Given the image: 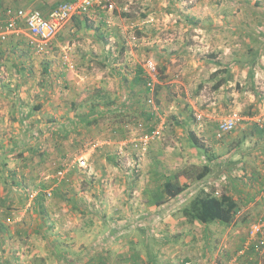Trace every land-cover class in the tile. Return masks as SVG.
Segmentation results:
<instances>
[{
    "label": "rangeland",
    "instance_id": "374dc122",
    "mask_svg": "<svg viewBox=\"0 0 264 264\" xmlns=\"http://www.w3.org/2000/svg\"><path fill=\"white\" fill-rule=\"evenodd\" d=\"M113 1L114 10L106 12L116 29L106 46L108 59L96 71L66 80L61 103L53 108L60 121L43 120L37 110L42 100L54 105L52 90L25 83L27 89L8 91V105L23 101L39 124L30 136L0 139V167L8 165L0 169V264H152L155 257L156 264H184V252L191 255L187 261L200 264L198 259L212 251L216 256L215 248L229 240L224 224L190 223L182 214L200 190L222 193L227 190L223 183L183 176L189 186L172 215L162 207L169 203L164 191L154 193L164 180L148 185L147 177L154 172L157 176H151L166 179L183 170L193 177L206 165L216 170L222 160L232 165L237 147L253 150L254 128L264 124V73L248 72L247 65L257 58L253 51L264 46V0ZM157 19L165 31L157 30ZM186 19L192 25L184 44ZM202 27L221 31V39L193 40ZM150 61L158 71L153 91L147 88ZM35 76L28 82L40 77ZM138 77L142 80L136 83ZM223 78L228 82L216 90ZM46 92L51 98L44 99ZM3 100L0 94V105ZM235 115L240 118L236 129L218 139L219 124ZM156 129L161 135L145 145L143 135ZM191 134L204 149L194 146ZM13 147H27L29 153L18 158L32 164L10 177L24 181L18 187L6 178L14 172L4 153ZM59 163L65 165L62 175ZM248 224L241 223L247 236ZM175 247L179 253L173 257Z\"/></svg>",
    "mask_w": 264,
    "mask_h": 264
},
{
    "label": "crops",
    "instance_id": "0c3cea01",
    "mask_svg": "<svg viewBox=\"0 0 264 264\" xmlns=\"http://www.w3.org/2000/svg\"><path fill=\"white\" fill-rule=\"evenodd\" d=\"M64 1L65 0H0V33L2 31L4 13L8 8H13L14 11L21 9L37 10L43 15H49L55 7ZM202 7L203 6H200L198 9L202 10ZM167 8H169V11L174 10H171L170 7ZM185 9L188 10L187 7H185ZM151 10H153V8H151ZM166 10L168 11V9ZM107 14L109 13L96 10L87 15H76L61 28L52 42L50 51L47 53H38L34 49L32 38L22 24L18 30L0 38V94L4 98L3 101H5L3 105H0L4 106L3 109H0V139H8L9 141V139L15 140L24 138L26 135L30 136V134L27 133H30L31 128L33 129L34 126L39 124L35 119L36 116L33 115V109L31 110L24 107L23 101L16 100L10 105L7 103L8 91L15 88L21 90L27 89V87L24 86L25 83H30L31 87L33 83H37L39 84V91L45 90L48 92L52 90V94L56 93V95L53 96V98H55L53 100L55 102L54 105H49L52 103L50 100L47 102L42 100L37 110H40V118L43 116V120H48L51 117L52 119L50 120L60 121L61 116L59 110L56 112L53 108L54 106H59L61 103L59 92L62 91L61 88L66 84V80H71L74 74H85V72H90L91 70L94 72L96 71L95 67L97 65H104L106 63L105 60L108 59L110 46L108 48L106 46L110 45L108 40L110 42L113 39L112 36L115 35L116 29L113 28L112 30L110 23L113 19L107 16ZM152 22H154V19H152ZM156 22L159 24H157V27L156 24H153V27H156L157 30L161 32L165 31V29H163L165 25L163 26L160 19H157ZM191 22V20L186 19L182 26L186 28L184 30L185 32L182 34L184 44L190 39H188L187 31L191 27L190 25H192ZM177 23H179V21ZM161 26H163L162 29L160 28ZM174 28L175 26L168 25V30H173ZM219 33H221V31L216 28L210 29L208 27H202L197 34L199 37H194L193 35L192 38L193 40L201 42H208L209 40L216 42L221 39ZM177 34L178 33H175V35ZM172 40L174 42L176 38L174 37ZM166 41L167 40H165V42ZM262 42H264V36L262 37ZM185 50L186 48H182L180 54L184 55ZM253 53L257 58L251 61L253 62L250 63L251 67H249L250 64L247 65L248 72L254 74L259 72L264 73V46L256 49ZM180 54L176 53L173 54V56H178ZM260 61H262L263 65L260 64ZM230 65L233 67L234 64L231 63ZM35 75H40V77L35 78L34 81L31 80V82H28L32 79V76ZM47 92L44 99L51 98H48ZM73 104H75L74 99L71 101L70 105ZM50 114H55V119H53V115ZM43 120L41 119L40 121L41 125ZM261 128L260 125L259 128H254L253 135L255 136L256 144L253 145V150H246L244 147L233 149L232 160H234V163L232 165H227L226 161L222 160V165H219L216 170L214 169L211 172L209 175L211 177L208 181H200V183L203 182L202 184H212L213 182L214 186H219V184L223 183L227 190L219 193L220 190L216 189V194L218 196L226 194L232 197L238 205V213L230 225H223L217 222V225H223V228L230 229L229 240H224L220 248H215L217 251L216 256L214 255V251H212L208 256L206 255V257L202 259H198L200 264H264V252L262 254H257L251 247L247 248V229L243 230L241 225V223H249V226L253 221L255 222L257 219L264 217V141H262L264 132ZM12 149L13 150L10 151L7 149L4 153V155L8 154V157L11 158L12 161L10 162L13 163L10 164L9 162V168L14 172L7 174L6 178H9V183L14 182L18 187L24 182L20 179L22 177H19L20 180L16 179L18 181H11L10 177H12L13 174L18 175L17 171L26 166L31 167L32 164L29 160H25L26 158L20 163V158H18L21 153L24 155L29 153L27 147H13ZM51 153L53 156L55 155V152ZM2 154L3 153H0V155ZM56 156L59 158L65 155L62 153ZM106 162H104V164H106ZM7 168L8 165L6 168L4 166L0 167L1 170H6ZM151 174L156 175L154 172L149 173L147 184L155 185L158 180L163 179L164 181L161 182V185L157 186L156 189L159 190V192H154L156 195H159V193L163 195L164 184L172 179L175 174H173V177H168L166 179L164 177L158 179L153 175L151 176ZM8 181L6 180V182ZM185 181L180 179L182 184ZM204 190L207 191L206 189ZM145 192L146 190L143 189L144 194ZM178 197L173 199L165 198L164 200L169 203L166 204L167 206L163 205L162 207H166L165 209L170 208L174 211L171 212L172 215L175 213L174 207L176 205V200H178L180 204L185 200L184 196L179 199ZM157 200L161 201L163 199L157 198ZM179 208L180 207H177V209ZM158 212L157 210V213ZM166 215L169 216L170 214L166 212ZM185 225L188 224L186 223ZM173 230H175V226H173ZM185 230L186 228L184 226L182 231ZM242 231L243 234H241ZM175 250L176 247L173 249L175 252L173 257L177 256V253H179ZM181 254H183L180 257L182 263H191V261H187L188 257H191L190 253L184 252ZM173 262L174 260L172 262L168 261V264H174ZM152 264H156V257Z\"/></svg>",
    "mask_w": 264,
    "mask_h": 264
},
{
    "label": "built area",
    "instance_id": "2783aa9c",
    "mask_svg": "<svg viewBox=\"0 0 264 264\" xmlns=\"http://www.w3.org/2000/svg\"><path fill=\"white\" fill-rule=\"evenodd\" d=\"M115 8L113 0H69L55 7L49 15H43L37 10H17L7 9L5 18L3 19L2 31L0 38L7 36L11 32L19 29L20 25L24 26L32 38V45L38 53H47L51 49L53 40L57 34L73 17L76 15H87L93 11L101 10L111 12ZM149 78H147V88L151 91L155 87V77L157 76L156 65L153 62H148L146 66ZM153 104V98L148 101ZM240 118L234 116L219 124L217 129V138L223 139L226 135L232 133ZM259 125L263 128L260 121ZM161 135L159 129L152 133L143 135L142 142L148 145L152 140ZM80 164L85 166L84 159L80 160ZM62 175L63 173H59ZM251 247L255 253L264 251V217L257 219L252 223L249 229L247 248ZM198 264V263H186Z\"/></svg>",
    "mask_w": 264,
    "mask_h": 264
},
{
    "label": "trees",
    "instance_id": "16d2710c",
    "mask_svg": "<svg viewBox=\"0 0 264 264\" xmlns=\"http://www.w3.org/2000/svg\"><path fill=\"white\" fill-rule=\"evenodd\" d=\"M69 1V0H65ZM64 1V2H65ZM63 3V2H62ZM9 9V8H8ZM229 72V71H227ZM142 79L138 77L136 83L140 82ZM229 79L223 78L214 86L216 90L223 87V85L228 82ZM259 128V126H257ZM264 132V127L261 128ZM262 131V130H261ZM193 144L198 149H204L199 140L191 134L190 136ZM64 157V156H63ZM63 159V158H62ZM60 159V161H62ZM59 171L62 172L65 169L64 163H59ZM213 168L210 165L204 166L196 176L188 177L186 172L180 171L174 178L170 179L164 184V193L168 199H173L180 196L189 185L181 183L180 179L185 176L189 180H194V182L202 181L207 176L211 174ZM184 178V177H183ZM186 180L188 181V179ZM161 205V202H158ZM238 213V205L234 199L226 194L218 196L216 191H205L200 190L199 193L191 200V202L182 210L183 216L190 223H199L201 225H210L213 223H221L224 225H230L236 214Z\"/></svg>",
    "mask_w": 264,
    "mask_h": 264
}]
</instances>
